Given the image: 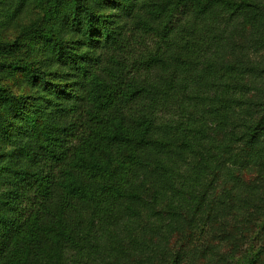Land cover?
Here are the masks:
<instances>
[{"label":"trees","instance_id":"obj_1","mask_svg":"<svg viewBox=\"0 0 264 264\" xmlns=\"http://www.w3.org/2000/svg\"><path fill=\"white\" fill-rule=\"evenodd\" d=\"M31 4L78 38L0 42V264H264V0Z\"/></svg>","mask_w":264,"mask_h":264},{"label":"rangeland","instance_id":"obj_2","mask_svg":"<svg viewBox=\"0 0 264 264\" xmlns=\"http://www.w3.org/2000/svg\"><path fill=\"white\" fill-rule=\"evenodd\" d=\"M37 6V4L27 5V7L19 12V15L10 20L3 12H1L0 5V42H11L16 44L19 47V52L16 53L15 56L24 60L26 63L33 64L35 67H39L45 63L44 61L48 54L47 45L52 42V40L48 38L49 33H53V36L56 38L65 34L60 41L62 44L61 51L63 53L67 51L73 52L76 47L74 42H76L78 38L74 33L69 34L70 32H65V29L59 28V26L55 28L54 22L52 18H50V14L47 17L45 16V6ZM108 13L109 12L105 14ZM108 24L110 23H107V25ZM35 28L40 32L44 31L45 33L38 35L35 33ZM31 31L33 33H31ZM82 49H84V47ZM51 64L47 67V71L52 72L50 79L54 80L56 83H61V94L68 92L71 88L69 83L71 78L55 80V74L53 73L54 67H52ZM61 70H63L62 66H56V71L61 72ZM0 83L7 85L8 89L16 95L27 94L36 97V94L38 93V89L36 88L30 90L25 78H23V74L19 72L0 73ZM11 107L12 106L7 103L3 105L2 109L4 114L9 118H12V115L14 114ZM3 146H6V143L2 141L0 135V148ZM16 158L18 159V154L15 156L14 160H16ZM0 159H4V157Z\"/></svg>","mask_w":264,"mask_h":264}]
</instances>
